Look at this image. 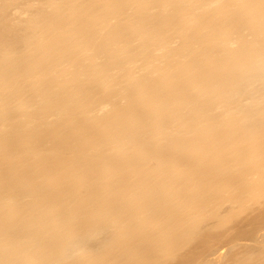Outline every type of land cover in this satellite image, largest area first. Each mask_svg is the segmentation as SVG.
<instances>
[{"label":"bare ground","instance_id":"1","mask_svg":"<svg viewBox=\"0 0 264 264\" xmlns=\"http://www.w3.org/2000/svg\"><path fill=\"white\" fill-rule=\"evenodd\" d=\"M263 230L264 0H0V264H264Z\"/></svg>","mask_w":264,"mask_h":264},{"label":"rangeland","instance_id":"2","mask_svg":"<svg viewBox=\"0 0 264 264\" xmlns=\"http://www.w3.org/2000/svg\"><path fill=\"white\" fill-rule=\"evenodd\" d=\"M243 221L239 220L237 225L243 226L244 224L247 223L245 221H244L245 222L244 223ZM260 235H261V237H262V235H264V230L260 233ZM231 240L230 239H226L225 241L223 240L224 242H222L221 245H220V247H219L220 250H216L217 252L215 254H213L214 253L213 252V253L210 254V255L213 254L212 256H210V255L208 256V257H210L213 260L212 261L209 258L213 263H216V264H226L225 259L226 258H229L232 255V253H234V252L242 249L243 247L241 248V246H245V245H249L250 246V244L251 245H255L256 244L254 241H251V240H248V239L247 240L241 239L238 242H237V240H234L236 243L233 240L232 241ZM259 240H262V238H259ZM95 243L98 244L99 243V240H98V242H97V240H93V242H91V246L93 247L95 245ZM237 243H238V245H237ZM234 245L235 246L237 245V247L234 248ZM238 246L240 247V249L238 248Z\"/></svg>","mask_w":264,"mask_h":264}]
</instances>
